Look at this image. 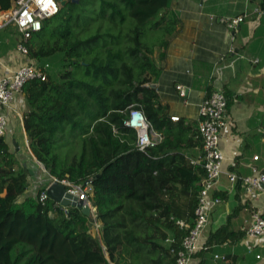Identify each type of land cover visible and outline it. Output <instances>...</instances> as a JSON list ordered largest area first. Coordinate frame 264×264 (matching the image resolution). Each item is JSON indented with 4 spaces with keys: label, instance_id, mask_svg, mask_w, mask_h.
I'll list each match as a JSON object with an SVG mask.
<instances>
[{
    "label": "trees",
    "instance_id": "trees-1",
    "mask_svg": "<svg viewBox=\"0 0 264 264\" xmlns=\"http://www.w3.org/2000/svg\"><path fill=\"white\" fill-rule=\"evenodd\" d=\"M68 1L28 44L29 59L48 71L23 88L24 128L49 183L92 186L101 232L79 209L67 215L51 198L39 203L44 186L27 196L30 175L0 137V264H109L106 251L114 264H177L206 170L175 153L189 128L146 86L160 74L155 50L179 22L172 0ZM15 2L0 0V12ZM131 107L163 135L154 148L139 150L125 125Z\"/></svg>",
    "mask_w": 264,
    "mask_h": 264
},
{
    "label": "crops",
    "instance_id": "crops-1",
    "mask_svg": "<svg viewBox=\"0 0 264 264\" xmlns=\"http://www.w3.org/2000/svg\"><path fill=\"white\" fill-rule=\"evenodd\" d=\"M263 1L172 0L170 12L178 18V25L168 38V45L155 50L160 74L146 86L156 92L158 103L172 121L179 118L174 123L189 128L177 136L178 144L180 139L182 143L175 153H181L190 164L202 165L203 149L195 136L200 105L219 90L225 92L229 103L219 144L224 156L222 173L212 190L221 202L212 211L201 241L208 250L198 252L190 264H264V238L251 239L245 232L252 223V214L264 212V185L258 189V197L252 199L242 184L235 186L229 178L230 173L240 178L252 176L253 167L264 173ZM237 18L242 22L235 30L229 29L227 20ZM17 39L14 30L0 32V60L9 70L29 61L17 53ZM4 75L5 69L0 66V78ZM178 86L185 88V97L180 95ZM26 112L24 96L20 95L8 110L6 140L29 173V182L34 180V184L38 182L46 189L49 180H42L38 173L42 168L29 149L24 128ZM94 224L99 234L102 225L98 221ZM222 230L226 232L215 237ZM227 235L232 237L226 239Z\"/></svg>",
    "mask_w": 264,
    "mask_h": 264
},
{
    "label": "built area",
    "instance_id": "built-area-1",
    "mask_svg": "<svg viewBox=\"0 0 264 264\" xmlns=\"http://www.w3.org/2000/svg\"><path fill=\"white\" fill-rule=\"evenodd\" d=\"M60 9L61 6L58 0H16L14 7L0 12V32L13 29L18 34L16 41L17 53L23 58L29 59L28 44L32 36L41 32L44 23L56 16ZM241 22V18L227 20V25L229 29L235 30ZM0 66L5 69V75L0 78V137L6 138L9 128L8 110L22 95L23 88L28 82L33 80L45 81L47 79L48 66L43 67L36 60L30 59L26 64L14 70H9L1 60ZM178 89L180 95L185 97V88L178 86ZM228 105V99L223 90L213 93L200 105L198 132L203 140V154L200 164L206 170V179L204 188L198 198V205L194 214V226L184 238L182 249L176 255L177 264H190L198 252L208 250V246H205L201 241L210 224L212 211L221 202L219 198L212 195V190L222 173L224 156L219 144L221 130L226 125ZM172 119L173 121L179 120V118ZM125 125L137 132V145L141 151L154 148L163 140L162 136L152 128L143 112L133 107L130 108ZM254 160H258V157H255ZM252 170V176L240 178L237 174L230 173L229 178L235 186L242 184L247 195L255 199L258 197V189L264 185V173L259 172L255 167ZM55 181L65 185L69 195L89 204L93 216L97 218V210L91 201L93 188L90 184L82 187L69 180L58 181L51 178L49 186ZM47 188L38 196V201L43 206L50 199ZM56 208L63 209L64 213L69 215L72 207H65L56 203ZM178 224L181 228H185L183 222H178ZM245 232L251 239L264 238V212L252 214V223ZM168 242L172 241L168 240ZM215 258L220 259L219 256Z\"/></svg>",
    "mask_w": 264,
    "mask_h": 264
},
{
    "label": "water",
    "instance_id": "water-1",
    "mask_svg": "<svg viewBox=\"0 0 264 264\" xmlns=\"http://www.w3.org/2000/svg\"><path fill=\"white\" fill-rule=\"evenodd\" d=\"M68 3H69L68 0L61 1L60 2L61 8L65 7ZM73 3H78V0H73ZM38 164L45 172H47L43 164L39 162ZM47 193L51 198V200H53L54 202L59 203L65 207H72L79 209L84 215L88 217L92 216L91 206L89 204H86L84 201L79 200L77 197H73L69 195L67 193V189L65 185L55 181L47 188ZM105 255L106 258L110 260L108 253L105 252Z\"/></svg>",
    "mask_w": 264,
    "mask_h": 264
},
{
    "label": "rangeland",
    "instance_id": "rangeland-1",
    "mask_svg": "<svg viewBox=\"0 0 264 264\" xmlns=\"http://www.w3.org/2000/svg\"><path fill=\"white\" fill-rule=\"evenodd\" d=\"M15 35H16V39L18 38V34L17 33H15ZM68 152V151H67ZM80 153H81V149L80 150H78V152H77V155H80ZM75 155V154H74ZM70 157H72V156H70ZM35 166V165H34ZM38 169V168H37ZM43 170V169H42ZM42 170H39V175L43 178L42 180H44V181H46L47 179H48V177H50L49 176V173L48 172H45L44 170L42 171ZM33 181L34 180H31L30 181V188H29V190L27 191V194H28V196H35L36 195V188H38L39 186H38V182H36V184H34L33 183ZM90 219H91V222H92V228H91V230H92V232L95 234V235H97L98 234V226H96L95 224H94V222L95 221H97L96 220V218L93 216V214H92V216H90Z\"/></svg>",
    "mask_w": 264,
    "mask_h": 264
}]
</instances>
